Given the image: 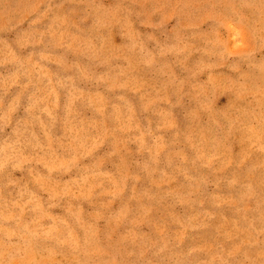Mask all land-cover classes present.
<instances>
[{
  "label": "rangeland",
  "instance_id": "obj_1",
  "mask_svg": "<svg viewBox=\"0 0 264 264\" xmlns=\"http://www.w3.org/2000/svg\"><path fill=\"white\" fill-rule=\"evenodd\" d=\"M0 264H264V0H0Z\"/></svg>",
  "mask_w": 264,
  "mask_h": 264
}]
</instances>
